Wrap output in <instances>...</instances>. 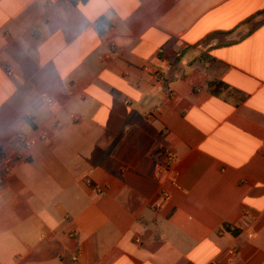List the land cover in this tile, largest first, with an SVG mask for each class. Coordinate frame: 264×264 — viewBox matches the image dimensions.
Segmentation results:
<instances>
[{
    "label": "crops",
    "instance_id": "0c3cea01",
    "mask_svg": "<svg viewBox=\"0 0 264 264\" xmlns=\"http://www.w3.org/2000/svg\"><path fill=\"white\" fill-rule=\"evenodd\" d=\"M262 11L0 0V264H264Z\"/></svg>",
    "mask_w": 264,
    "mask_h": 264
},
{
    "label": "trees",
    "instance_id": "16d2710c",
    "mask_svg": "<svg viewBox=\"0 0 264 264\" xmlns=\"http://www.w3.org/2000/svg\"><path fill=\"white\" fill-rule=\"evenodd\" d=\"M73 2H77V0H72ZM79 1H81L82 3H84V2H86L87 0H79ZM260 13H264V11H262V12H260ZM100 28V30L102 31V29H101V27H99Z\"/></svg>",
    "mask_w": 264,
    "mask_h": 264
}]
</instances>
